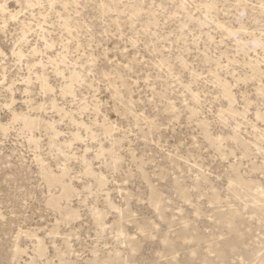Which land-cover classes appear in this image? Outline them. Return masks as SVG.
I'll list each match as a JSON object with an SVG mask.
<instances>
[{"label": "rangeland", "instance_id": "obj_1", "mask_svg": "<svg viewBox=\"0 0 264 264\" xmlns=\"http://www.w3.org/2000/svg\"><path fill=\"white\" fill-rule=\"evenodd\" d=\"M0 264H264V0H0Z\"/></svg>", "mask_w": 264, "mask_h": 264}]
</instances>
